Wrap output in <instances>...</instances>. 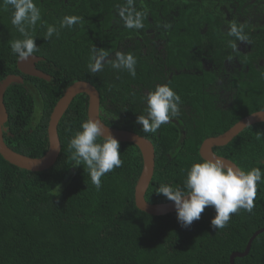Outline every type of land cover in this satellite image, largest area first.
Returning a JSON list of instances; mask_svg holds the SVG:
<instances>
[{
  "label": "trees",
  "instance_id": "obj_1",
  "mask_svg": "<svg viewBox=\"0 0 264 264\" xmlns=\"http://www.w3.org/2000/svg\"><path fill=\"white\" fill-rule=\"evenodd\" d=\"M41 20L34 29L39 51L36 68L50 79L17 69L11 42L23 39L11 23L13 9L0 0V81L6 87L2 123L4 143L14 152L40 158L48 149L50 114L65 89L77 81L92 84L100 100L101 121L136 133L154 148V174L145 194L149 204L171 202L157 193L161 184L182 187L193 163L202 162L201 143L226 132L245 116L264 110V0H34ZM237 15L223 22L218 4ZM128 12L141 13L143 27L125 26ZM83 23L60 28L65 16ZM252 20H249L251 19ZM244 26L246 42L230 36ZM54 25L59 35L46 38ZM237 47H231V43ZM108 53L104 68L92 73V49ZM131 53L136 76L111 67L116 53ZM168 84L180 96V114L155 134L136 123L146 115L147 94ZM88 97L77 95L58 124L60 155L50 169L30 172L0 156V264H229L248 240L264 228V181L258 182L251 212L233 214L227 227L213 230V207L185 229L176 212L150 216L134 204L142 170L139 149L120 143L123 165L101 178L99 191L86 166H73L68 144L88 119ZM218 156L264 176V123L245 128L230 143L213 148ZM234 264H264V232Z\"/></svg>",
  "mask_w": 264,
  "mask_h": 264
},
{
  "label": "clouds",
  "instance_id": "obj_2",
  "mask_svg": "<svg viewBox=\"0 0 264 264\" xmlns=\"http://www.w3.org/2000/svg\"><path fill=\"white\" fill-rule=\"evenodd\" d=\"M131 5L133 0H127ZM5 8L13 9L11 23L24 37L11 42L12 53L19 61H28L39 51L36 39L29 29H34L41 20V11L34 0H2ZM125 19V26L129 29L143 27L142 14L128 12L121 13ZM83 23L82 17L65 16L60 22V28ZM54 34L59 35L56 26L50 25L46 30V38ZM240 42H246L244 26L231 25L229 33ZM231 43V42H230ZM236 48L235 43H231ZM108 53L97 48L92 49L88 68L92 73L101 71L107 62ZM137 60L131 53L117 52L111 67L116 70L127 71L132 77L136 76ZM146 115H138L136 123L142 126L145 133L155 134L162 125L180 114V96L168 84L158 85L155 90L145 97ZM79 131L70 139L68 150L71 153L73 166H86L92 184L99 191L101 178L115 168L123 165L120 153V142L108 128L97 118L89 117ZM4 129L0 127V133ZM264 181L260 168H252L245 172L230 162L220 158H204L202 162L193 163L187 171L182 187H173L161 184L157 193L174 202L177 221L182 228L188 229L194 221L201 218L206 207H213L215 216L210 221L213 230L227 227L233 214L240 210L251 212L254 198L257 193L258 182Z\"/></svg>",
  "mask_w": 264,
  "mask_h": 264
},
{
  "label": "water",
  "instance_id": "obj_3",
  "mask_svg": "<svg viewBox=\"0 0 264 264\" xmlns=\"http://www.w3.org/2000/svg\"><path fill=\"white\" fill-rule=\"evenodd\" d=\"M39 60L40 57L36 55H34V57H30L28 61L18 60L17 69L21 74L49 80L50 77L47 74L36 68V63ZM21 82L22 77L19 75L6 76L0 81V127H2V123L8 118L6 108L3 103L5 89L10 84ZM79 94H86L88 97L87 117L89 118L91 116L101 121L99 116L100 100L95 87L86 81L74 82L65 89L50 114L47 125L48 149L46 153L40 158H29L16 153L4 143L2 132L0 133V156L9 164L30 172H43L53 167L61 151L60 140L57 132L58 124L70 103ZM260 123H264V110L249 114L240 119L226 132L215 137H209L205 139L199 147L200 158L202 160L204 158H220L237 167L229 159L215 154L213 148L226 146L245 128ZM105 126L120 143H129L135 145L139 149L142 156V170L134 188L135 207L139 211L155 217L166 216L168 214L175 213L176 211L174 208V202L149 204L145 201V194L154 174L155 154L152 143L146 138L131 131L116 130L107 125ZM262 232H264V228L256 231L251 236L243 252H233L229 257V264H234L235 258L245 257L250 250L253 240Z\"/></svg>",
  "mask_w": 264,
  "mask_h": 264
},
{
  "label": "flooded vegetation",
  "instance_id": "obj_4",
  "mask_svg": "<svg viewBox=\"0 0 264 264\" xmlns=\"http://www.w3.org/2000/svg\"><path fill=\"white\" fill-rule=\"evenodd\" d=\"M218 6V8L216 9V11H219V12H221L222 13V20H223V22L225 21L224 20V18H225V13H227V12H229L230 13V18H229V20L228 19H226L227 21H230L231 20V16H232V14H235V15H237V17L240 19V21L242 20V22L243 21H245L246 19H247V17H245V16H243L242 14H241V12H236V10L234 9V8H232L231 10H229V6L224 2V3H221V4H218L217 5ZM225 11V12H224ZM224 12V13H223ZM249 20H252V18L251 19H249ZM226 22V21H225Z\"/></svg>",
  "mask_w": 264,
  "mask_h": 264
},
{
  "label": "rangeland",
  "instance_id": "obj_5",
  "mask_svg": "<svg viewBox=\"0 0 264 264\" xmlns=\"http://www.w3.org/2000/svg\"><path fill=\"white\" fill-rule=\"evenodd\" d=\"M216 12H218V13H221V12H219V11H216ZM224 12H225V11H224ZM224 12H223V13H224ZM221 16H222V13H221ZM224 16H225V18H226V19H228V20H229V18H230V13H229V12H227V13H225V15H224ZM225 18H224V20L227 22V20H226ZM239 20H240V19H239ZM241 23H242V20L240 21V24H241Z\"/></svg>",
  "mask_w": 264,
  "mask_h": 264
}]
</instances>
